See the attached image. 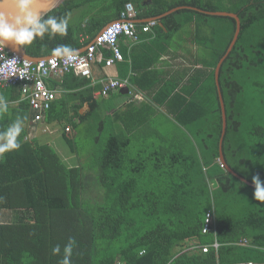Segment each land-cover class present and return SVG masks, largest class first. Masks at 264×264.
<instances>
[{"label":"trees","instance_id":"1","mask_svg":"<svg viewBox=\"0 0 264 264\" xmlns=\"http://www.w3.org/2000/svg\"><path fill=\"white\" fill-rule=\"evenodd\" d=\"M99 1L63 0L48 15L70 18L76 10L99 6ZM128 3L135 6L137 21L178 11L157 21L153 29L157 38L143 46L142 68L134 63L136 53L129 57L136 76L129 79V70L122 75L148 94V107L104 112L106 121L114 117L128 135H117L112 124L107 141L94 154L101 153L96 164L102 201L85 202L82 167L67 168L51 146L37 138L25 141L24 134L21 147L0 158V264H59L69 238L76 241L71 264L264 263V202L254 198L255 186L228 170L249 183L256 175L264 182V0H113V13L109 4L91 8L90 16L82 18H88L85 27L69 24L65 36L46 32L21 47L33 59L51 57L62 45L80 52L120 18ZM214 12L236 14L241 22L238 41L219 76L227 117L222 149L228 169L221 162L223 114L215 71L234 39L237 22L206 14ZM144 25L137 30L148 38L151 33L142 32ZM188 25L195 27L187 44L196 49L187 52L192 68L165 79V73L153 67L169 53L171 43L165 39L172 41ZM201 48L206 58H199ZM103 50L106 63L112 53ZM123 68L128 69V63ZM64 77L74 81L69 89L79 86L73 73ZM12 87L22 95L20 85ZM94 92L85 99L80 95L93 109L80 123L101 110ZM52 112L51 108L35 122L46 116L52 123ZM68 124L72 128L66 127L64 136L76 154L74 137L66 136L77 124L73 120ZM208 214L222 244L217 258L214 251L201 253L214 239L213 233H202ZM56 245L61 247L59 254L52 252Z\"/></svg>","mask_w":264,"mask_h":264},{"label":"crops","instance_id":"2","mask_svg":"<svg viewBox=\"0 0 264 264\" xmlns=\"http://www.w3.org/2000/svg\"><path fill=\"white\" fill-rule=\"evenodd\" d=\"M70 20V19H69ZM83 19H79L77 20V23L75 25H70L73 27H78L81 23H82V27H85V25L88 22V18H86L84 21H82ZM118 20V19H116ZM116 20H113L116 21ZM145 21L144 20H136V26L138 28V30L141 28L142 24H144ZM151 35L148 36V38H145L143 36H141L142 34L139 32V40L137 42H131L128 39L122 38L120 39V48L121 51L123 53V61L122 62H116L114 64V66L112 67H106L104 61V54H105V50L102 51V55H103V60L102 61H98L94 66H93V74H92V78L88 79V78H82V77H78L75 74L77 79L75 82L78 83V87L76 89H69V86L74 84V81L72 79V77L70 78H66L64 76H52L50 77L47 81V87L52 90L55 91L57 94V100L54 102L53 106H52V113H53V119H52V123L47 122L46 120V116L43 119V121L39 124H41L42 126H47V127H56V126H61L62 124L65 125L64 128L66 127H70L72 128L71 125L68 124V121H76V122H81V117L87 116L89 113H91L93 111V109H91V106L89 103L85 102L83 103L80 95L84 96V99L87 97L85 95H88L91 90L95 91L93 93V100L99 101L100 102V106L102 104L101 100L103 99L105 101L108 100L111 96H113V105L117 106L116 108L112 107L109 111H107V115L110 114H114L116 113L113 112V110H118V109H123L126 108V110H128L131 107H135L136 109H140V111L145 110V108H147L149 105V99H148V94H146V92L144 91H139L137 89V87H135L134 85L129 86V94L131 97L129 99H126V101L123 103L120 99L116 98L114 95H116L117 93L120 96H125L122 95L120 93L121 90L112 92L108 97H102L100 95V91L102 90V81L106 80V79H118V80H123L122 75L125 73V71H128V78H133L136 76V73L132 71V66L134 63H136L137 65H139L140 68H142L145 65V62L143 61V59L141 58V53H144L146 51V49L143 47L144 45L150 43V42H154L156 37V34L153 32V30L150 32ZM84 38L87 37H83V40H85ZM147 39V40H146ZM159 39V38H158ZM191 39H189L190 41ZM189 41H187V44L189 43ZM165 42H169L168 39H165ZM163 43L164 40L160 42L159 48L163 47ZM186 44V50L179 48L178 49V45L176 43V46L173 47L170 46L169 48V53H165L164 55H162V58L160 59L159 63H156V65L153 67V69L158 70L160 72H164L167 79H170L172 77L176 78L177 72H182L184 67L191 69L192 68V61L190 59V55H186L188 51H191L192 53H195L196 49H192L190 47H188ZM180 47V46H179ZM86 48V47H85ZM85 48L81 51L84 52ZM136 51V52H135ZM134 53H136V62L132 63L131 59L129 60V57H133V55H135ZM140 54V56H139ZM125 56L126 59L125 60ZM189 59V60H188ZM123 63H128V69L124 70L123 68ZM89 81H86V80ZM128 79V80H129ZM179 80V78H178ZM130 81V80H129ZM78 95V96H77ZM0 96L4 97L9 105L8 108V112L6 113H0V132H3L6 130V128L14 122V120L18 117H27V119L24 122V131L22 132L21 136H23L24 134L27 135V137L25 138V141H30L32 139L36 138V126H38L39 124L35 122V115L34 112L32 111V109L30 108L29 110H27V105H26V100H24V98L22 97V95H20L18 89H15L12 86H0ZM119 104H123V106L121 105L120 107ZM145 105V106H144ZM62 121V122H60ZM48 130V128H47ZM73 130V129H72ZM44 132H46V130H44ZM55 131H53L54 133ZM52 134V133H51ZM40 141V140H39ZM42 144V143H41ZM7 153V152H5ZM2 153L0 154V158L5 154ZM2 213H0V222L2 221ZM217 222V220H216ZM1 224V223H0ZM215 232H213L214 234V239L213 242L209 245H206L208 247L211 248L210 252L214 251L216 254V258L218 257V253L220 248L222 247V244L218 241V228L217 225L215 227ZM218 243L219 247L216 249L214 247V244ZM247 240L244 241L243 245H247ZM199 251V250H198ZM201 252V251H200ZM202 253V252H201ZM219 261H217L216 263H218ZM253 262V261H252ZM215 263V264H216ZM246 263V262H244ZM256 264H264V263H257L254 262ZM219 264H221L219 262ZM223 264V263H222ZM238 264V263H235Z\"/></svg>","mask_w":264,"mask_h":264},{"label":"built area","instance_id":"3","mask_svg":"<svg viewBox=\"0 0 264 264\" xmlns=\"http://www.w3.org/2000/svg\"><path fill=\"white\" fill-rule=\"evenodd\" d=\"M137 12L132 3L125 5L120 18L107 25L96 40L87 46L83 53H79L75 61H65L59 57L51 56L34 62L23 57L9 53L5 47L0 46V86H21L24 100L36 112L35 121L42 120L44 114L51 110L57 100L55 91L47 87L46 81L52 76H64L73 73L78 77L92 78L93 66L103 60L102 50L107 48L112 57L106 60V67H112L116 62L123 61L120 48V39L125 38L131 42L139 40L136 26ZM158 25L157 21L145 22L143 33H150ZM14 59V60H13ZM129 80L106 79L102 81L100 95L108 97L112 92L129 88ZM213 216L207 215L202 233L208 235L215 232ZM217 249L218 243L214 244ZM194 250H199L194 248ZM211 248L202 247V253H210ZM256 264V263H238Z\"/></svg>","mask_w":264,"mask_h":264},{"label":"rangeland","instance_id":"4","mask_svg":"<svg viewBox=\"0 0 264 264\" xmlns=\"http://www.w3.org/2000/svg\"><path fill=\"white\" fill-rule=\"evenodd\" d=\"M112 3L113 0H103V1L100 0L98 5L101 6L104 4H109L112 6L113 5ZM99 6L92 5L91 8H95ZM91 8L89 5L86 8L72 12L69 18L70 19L69 23L71 25H75L77 23L78 18L81 19L90 16V13H92V11H90ZM111 12L113 13V6L111 8ZM194 31H195V27L190 25L181 29L179 33L176 34V36L170 42L171 46L173 45V47H175L177 43L178 49L181 48L186 50L185 46L187 44V41H189V39L193 37ZM199 54H200L199 57L200 59L206 58V51L204 49L201 48ZM165 79H167L166 75H165ZM114 96L120 99L123 103L126 101V99H129L131 97L130 95L120 96L118 93ZM113 101H114L113 96H111L108 100L105 99V101L102 99L101 110H99L98 113L95 112L96 114L94 118H91L83 123H80L79 121L78 122L75 121L77 127L75 128V130H73L71 134H68L66 138L74 137L73 138L74 144L77 151L76 154H73L67 145V141L64 136V129H65L64 124H62L61 126H56L54 128L42 126L41 124L36 126V133H35L36 138L40 140V143L51 146L55 150V152L58 153L59 157L64 162L65 166H67V168H72V167L83 168L85 202H89L93 204L100 203L102 201V195H103V189L100 187L98 183L100 165H98V163L96 164L97 160L101 157V153H99V155L95 157L96 155L94 156V154L96 152V149L98 147L104 146V143L105 141H107V138L109 136L108 133L109 127L112 124H113V130L117 135L119 136L128 135V131L126 133L125 126L120 121L115 122L114 117L113 119L110 118L106 121L107 115L104 114V112L107 113V111H109L112 107L114 108L117 107L113 105ZM121 105L123 106V104H119L118 107H120ZM115 111L117 113L127 112L125 108L113 110V112ZM156 118L159 120V118H163V117L157 116ZM101 121H104V126L102 125ZM44 130H46V132H44ZM53 131L55 132L53 133ZM129 150H131L134 153V155H137V151H135L134 148L133 149L129 148L128 151ZM8 218L9 217H4V221H8Z\"/></svg>","mask_w":264,"mask_h":264},{"label":"clouds","instance_id":"5","mask_svg":"<svg viewBox=\"0 0 264 264\" xmlns=\"http://www.w3.org/2000/svg\"><path fill=\"white\" fill-rule=\"evenodd\" d=\"M54 4L55 0H0V45L5 47L6 42L20 46L29 45L46 32L65 36L68 32L69 17L63 15L58 19L55 15H48ZM46 14L48 18L45 20L43 17ZM52 55L65 61H75L79 52L72 46L62 45L53 49ZM8 108L7 100L0 96V113L8 112ZM26 119L27 117L18 116L5 131L0 132V154L21 147L19 138L24 131ZM252 182L255 186L254 198L264 202V182L259 175L253 176ZM75 245V239L69 238L59 264H71L70 258ZM52 252L59 254L61 247L54 246Z\"/></svg>","mask_w":264,"mask_h":264},{"label":"water","instance_id":"6","mask_svg":"<svg viewBox=\"0 0 264 264\" xmlns=\"http://www.w3.org/2000/svg\"><path fill=\"white\" fill-rule=\"evenodd\" d=\"M63 0H55V4L54 6L52 7V9L48 12L50 13L51 11H53L56 7H58L61 3H62ZM195 10V9H194ZM176 11H178L177 9L175 10H172L166 14H164L163 16L159 17V18H155V19H147L145 22H149L151 20H154V21H158L159 19H162L170 14H173L175 13ZM196 11H199V10H196ZM210 16H219V17H231L233 19L236 20L237 22V30H236V33H235V36H234V39L227 51V54L225 55L224 58L221 59V61L219 62L217 68H216V71H215V79H216V83H217V86H218V90H219V96H220V101H221V106H222V114H223V134H222V138H221V141H220V154H221V162L222 164L227 167V164L224 160V155H223V149H222V146H223V141H224V137H225V134H226V127H227V117H226V110H225V105H224V101H223V98H222V94H221V89H220V85H219V76H220V71H221V67L223 65V63L225 62V60L227 59L228 55L232 52L234 46L236 45L237 41H238V37H239V34H240V31H241V22H240V19L239 17L236 15V14H233V13H226V12H214V13H206ZM47 15V14H46ZM44 15V17L46 16ZM43 17V18H44ZM109 25V24H108ZM4 47V45H2ZM6 50L11 53V54H16V55H19L21 57H23L24 59H28V60H31V61H38L39 59H33L31 57H29L25 50L20 46V45H16L15 43H12V42H6V46H5ZM79 53H83V51H80ZM130 92L129 88H126L124 90H121L120 93L122 95H128ZM228 169V167H227ZM229 172L231 174H233L234 176H236L237 178L241 179L242 181L246 182L248 185L250 186H254V184L252 183H249L247 181H245L243 178H241L239 175H237L236 173H234L233 171H231L230 169H228Z\"/></svg>","mask_w":264,"mask_h":264}]
</instances>
